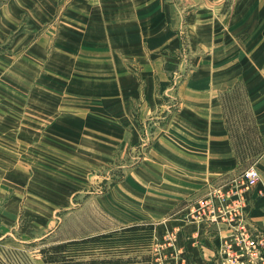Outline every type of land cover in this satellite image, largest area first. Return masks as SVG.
<instances>
[{
  "label": "rangeland",
  "instance_id": "374dc122",
  "mask_svg": "<svg viewBox=\"0 0 264 264\" xmlns=\"http://www.w3.org/2000/svg\"><path fill=\"white\" fill-rule=\"evenodd\" d=\"M166 1L175 11V47L158 56L144 49L141 62L133 57L125 72L108 73L103 86H72L69 56L59 57L64 72H56L54 41L44 67L24 77L18 67L1 64L10 41L0 42V264H40L38 251L47 245L132 225L155 227L189 205L188 219H196L191 207L199 199L226 189L251 166L260 170L262 128L253 121V101L262 94L264 59L250 56V67H215L224 56L205 64L209 54L189 34L188 15L201 1L228 15L234 0H189L191 7L188 0ZM55 74L63 75V103L39 88L42 79L53 90ZM222 127L236 162L217 174V151L201 152L207 190L194 201L186 195L185 162L198 154L187 140L196 143L194 133L207 128L215 133L207 135L212 144ZM255 229L264 235L262 224ZM172 238L166 234L165 243ZM154 249L153 229L152 258Z\"/></svg>",
  "mask_w": 264,
  "mask_h": 264
},
{
  "label": "crops",
  "instance_id": "0c3cea01",
  "mask_svg": "<svg viewBox=\"0 0 264 264\" xmlns=\"http://www.w3.org/2000/svg\"><path fill=\"white\" fill-rule=\"evenodd\" d=\"M193 2L188 0V7ZM201 2L202 6L198 1L201 9L188 15V24L190 39L197 41L198 48L209 54L205 64H211V59L215 57L216 61L219 56L226 60L215 67H250V56L264 59V0H234L228 15L218 13L217 9L208 10V3ZM174 22L175 11L166 0H0V42L10 41L7 53L1 56L7 62L1 61V64L8 70L18 67L24 77H29L32 68L41 70L44 67L50 42L54 41L50 58L54 56L56 72H64L58 63L59 57L69 56L72 86H103L99 82L108 73L125 72L133 57L138 56L141 62L146 49L154 56L168 51L169 46L173 49ZM155 66L161 65L156 62ZM260 67H264V62ZM55 75L60 79L55 80L53 90L51 87L48 91L47 82L42 79L39 88L44 91L45 98L54 96L55 103H63L60 94L63 88L59 87L63 75ZM94 81H97L95 85ZM247 86L250 89V78ZM262 87V94L253 101V121L262 128L264 148V84ZM13 98V92L9 91L8 103H13ZM194 134L198 137H193L196 143L189 137L187 148L198 155L190 156L192 158L185 163L190 177L186 195L196 201L207 190V161L201 152L211 146L217 151L220 157L215 164L220 170L217 174L232 168L236 158L223 127L212 144L207 135L215 133L207 128H199ZM259 163L260 181L246 194L243 220L248 227L257 228L261 224L264 226V152ZM189 207L173 209L167 220L151 223L155 226V256L151 264H228L219 254L230 238L228 225L210 224L203 217L190 220ZM170 233L173 238L165 243L164 237Z\"/></svg>",
  "mask_w": 264,
  "mask_h": 264
},
{
  "label": "built area",
  "instance_id": "2783aa9c",
  "mask_svg": "<svg viewBox=\"0 0 264 264\" xmlns=\"http://www.w3.org/2000/svg\"><path fill=\"white\" fill-rule=\"evenodd\" d=\"M259 178V172L251 166L226 189H213L191 207L195 218L204 216L207 223L228 225L230 238L219 251L228 264H264V235L254 226L243 223L246 194L257 185Z\"/></svg>",
  "mask_w": 264,
  "mask_h": 264
},
{
  "label": "trees",
  "instance_id": "16d2710c",
  "mask_svg": "<svg viewBox=\"0 0 264 264\" xmlns=\"http://www.w3.org/2000/svg\"><path fill=\"white\" fill-rule=\"evenodd\" d=\"M153 225L120 230L47 245L38 251L42 264H151Z\"/></svg>",
  "mask_w": 264,
  "mask_h": 264
},
{
  "label": "bare ground",
  "instance_id": "6f19581e",
  "mask_svg": "<svg viewBox=\"0 0 264 264\" xmlns=\"http://www.w3.org/2000/svg\"><path fill=\"white\" fill-rule=\"evenodd\" d=\"M33 102V101H32ZM43 107H45V106H43Z\"/></svg>",
  "mask_w": 264,
  "mask_h": 264
}]
</instances>
